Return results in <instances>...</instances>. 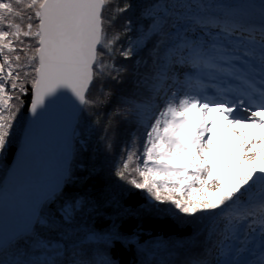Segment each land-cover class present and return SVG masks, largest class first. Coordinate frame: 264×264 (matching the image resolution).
Returning a JSON list of instances; mask_svg holds the SVG:
<instances>
[{"label": "snow or ice", "instance_id": "1", "mask_svg": "<svg viewBox=\"0 0 264 264\" xmlns=\"http://www.w3.org/2000/svg\"><path fill=\"white\" fill-rule=\"evenodd\" d=\"M118 123L119 191L78 190ZM14 145L0 264H264V0H0V161ZM146 218L191 232L126 227Z\"/></svg>", "mask_w": 264, "mask_h": 264}, {"label": "trees", "instance_id": "2", "mask_svg": "<svg viewBox=\"0 0 264 264\" xmlns=\"http://www.w3.org/2000/svg\"><path fill=\"white\" fill-rule=\"evenodd\" d=\"M132 2L139 3L140 0H132ZM92 94H95V89H93ZM30 99V95L25 100V106L21 110V117L18 119H22L26 116V111L28 107V100ZM114 105L110 104L105 109H103L104 112H109L112 110ZM118 128L120 129V133L117 137V141L115 143L114 149H113V155H109L103 151L102 145L98 141V137L101 134V129L97 128L91 137L90 141V152L91 149H95V156L94 160L88 161L87 158H85V162L89 164V167H92L93 164L97 168V172L94 175L89 176L88 172H76V176L79 178L77 184L75 187L78 190L81 191H98L100 189H104L105 192L109 195H114L119 191V188L117 185L120 183L116 181L111 176V167L114 162L115 156L119 154L121 144L128 138V131L125 129V125L118 123ZM15 145L10 148L5 156V158L0 161V179L2 178V175L8 166V163L12 157L13 151L15 149ZM88 176V179L85 180L84 177ZM143 198L141 193L136 192L134 195L129 196L126 203L128 204H136L139 202H142ZM109 213H113L115 211L114 208H109L106 210ZM99 224H106L107 221L100 220L98 221ZM139 224L141 228H143L146 232H151V235L153 237L162 234L164 237L169 236H177V237H184L187 236L191 232L190 227H178L177 224L171 220V219H150L146 218L142 221H136V220H130L127 222L126 227L129 229H134L135 226ZM141 242L144 240L149 239L147 235H142L140 237ZM113 255L114 257L121 260L122 264H131L132 261L136 260V253L135 248H129L124 249L121 247V245L117 244L116 247L113 249ZM184 253L181 251L180 255L176 257L177 260L183 258Z\"/></svg>", "mask_w": 264, "mask_h": 264}, {"label": "water", "instance_id": "3", "mask_svg": "<svg viewBox=\"0 0 264 264\" xmlns=\"http://www.w3.org/2000/svg\"><path fill=\"white\" fill-rule=\"evenodd\" d=\"M28 115V107H27V111H26V116ZM25 116V117H26ZM17 155H18V148L15 147L14 151H13V154H12V157L8 163V166L6 167L3 175H2V178L0 180H3V179H6L7 178V173L15 166L16 164V160H17ZM53 165L56 164V160L55 158H53Z\"/></svg>", "mask_w": 264, "mask_h": 264}, {"label": "rangeland", "instance_id": "4", "mask_svg": "<svg viewBox=\"0 0 264 264\" xmlns=\"http://www.w3.org/2000/svg\"><path fill=\"white\" fill-rule=\"evenodd\" d=\"M216 129H217V136H218L221 140H224V136H223V134L220 132V124H219L218 121H217V124H216Z\"/></svg>", "mask_w": 264, "mask_h": 264}, {"label": "bare ground", "instance_id": "5", "mask_svg": "<svg viewBox=\"0 0 264 264\" xmlns=\"http://www.w3.org/2000/svg\"><path fill=\"white\" fill-rule=\"evenodd\" d=\"M219 122V121H218Z\"/></svg>", "mask_w": 264, "mask_h": 264}]
</instances>
